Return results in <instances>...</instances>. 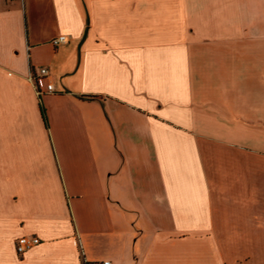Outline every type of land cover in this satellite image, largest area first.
<instances>
[{"label": "crops", "instance_id": "1", "mask_svg": "<svg viewBox=\"0 0 264 264\" xmlns=\"http://www.w3.org/2000/svg\"><path fill=\"white\" fill-rule=\"evenodd\" d=\"M108 261L264 264V0H0V264Z\"/></svg>", "mask_w": 264, "mask_h": 264}, {"label": "built area", "instance_id": "2", "mask_svg": "<svg viewBox=\"0 0 264 264\" xmlns=\"http://www.w3.org/2000/svg\"><path fill=\"white\" fill-rule=\"evenodd\" d=\"M54 44L56 46L67 43L68 38L67 36H60L57 39H55ZM50 78V72L48 68H41L39 69L38 74H31V81L35 86L36 92L39 97H41L45 93H53L54 92V85L53 83L49 82L48 85L46 86V89H42L40 86V81L44 79H49ZM41 243V240L38 237L31 236V237H22L17 241V251L19 254H24L25 252L31 250L32 248L38 246ZM85 264H98V263H88L85 262ZM102 264H111L109 261L104 262Z\"/></svg>", "mask_w": 264, "mask_h": 264}, {"label": "trees", "instance_id": "3", "mask_svg": "<svg viewBox=\"0 0 264 264\" xmlns=\"http://www.w3.org/2000/svg\"><path fill=\"white\" fill-rule=\"evenodd\" d=\"M43 115H44V117H45V112H44V110H43Z\"/></svg>", "mask_w": 264, "mask_h": 264}]
</instances>
